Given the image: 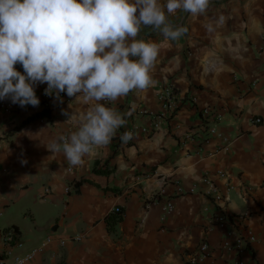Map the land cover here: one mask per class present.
<instances>
[{"label":"crops","instance_id":"1","mask_svg":"<svg viewBox=\"0 0 264 264\" xmlns=\"http://www.w3.org/2000/svg\"><path fill=\"white\" fill-rule=\"evenodd\" d=\"M168 19L187 33L170 41L141 27L137 39L159 49L153 84L109 102L126 121L122 134L83 167L46 145L75 131L90 105L76 97L23 108L0 100V227L16 228L18 252L51 238L29 264H191L202 242L201 264H264V0H209L203 14L177 10ZM165 86L175 110L157 131L122 141L133 123L150 125ZM210 185L223 202L207 193ZM220 207L231 219L223 228L213 221ZM235 234L240 251L225 245Z\"/></svg>","mask_w":264,"mask_h":264},{"label":"clouds","instance_id":"2","mask_svg":"<svg viewBox=\"0 0 264 264\" xmlns=\"http://www.w3.org/2000/svg\"><path fill=\"white\" fill-rule=\"evenodd\" d=\"M209 0H0V100L38 107L35 85L45 94L61 93L90 105L78 114V126L67 137L46 145L63 152L68 163L83 167L85 159L106 148L126 121L116 102L135 90H147L159 49L137 39L151 27L166 40L187 33L168 16L177 10L203 14ZM20 64L24 73L17 71ZM65 115H68L65 113ZM70 115L68 121L75 120ZM125 133L122 141L130 138Z\"/></svg>","mask_w":264,"mask_h":264},{"label":"built area","instance_id":"3","mask_svg":"<svg viewBox=\"0 0 264 264\" xmlns=\"http://www.w3.org/2000/svg\"><path fill=\"white\" fill-rule=\"evenodd\" d=\"M264 47V46H263ZM47 88V87H46ZM45 88V89H46ZM45 89L36 92L37 97L40 100L39 106H45L47 103L51 100L53 96H49L45 94ZM60 97H62L63 101H70L71 97H68L66 93H61ZM158 98L161 100V108L157 112H150V115L152 116L153 120L148 126H140L135 123H133L129 128L127 133H130V138L132 139L133 135L136 132H141L143 134H150L152 132L157 131L162 123V120L169 117V113L175 110L176 108V102L177 97L174 93L173 89H171L169 86L162 87L158 91ZM107 106L112 107V105L109 102H104ZM113 108V107H112ZM209 110L207 108H203V114L206 116L208 115ZM260 122V118H255L252 120V123H258ZM207 132L209 134H215L216 128L213 126H208L206 128ZM122 134V127H120L117 130V133L115 137L112 139V141L120 136ZM76 186L69 185L66 188V191H70L71 189L75 188ZM208 194L212 195V198L217 202H223L226 199L225 195H222V193L214 186L210 185V188L207 190ZM173 210V205L171 202L167 201L163 205V211L164 213H170ZM112 212L116 214L121 213V209L119 207H114ZM213 221L218 225L219 227H225L228 223L231 222V219L225 215V213L222 211L221 207L219 208L218 213L214 216ZM230 235V233H228ZM72 240H78L79 237L73 236L70 237ZM253 237H249V241L252 240ZM51 241L50 237L44 238V240L41 242V244L33 248L29 251L25 252H18L19 249L23 247V242L19 237L18 231L15 227H7L2 228L0 227V264H29L34 257L42 251L43 248L47 246ZM66 240L62 239L59 241L61 245L65 244ZM243 239L240 235L235 234L233 236V244L231 245L229 240H225V245L229 249L240 251L242 248ZM208 255V244L206 242L200 243V245L197 247L196 252L190 257L189 262L191 264H201V262L207 257ZM237 264H245L244 262H237Z\"/></svg>","mask_w":264,"mask_h":264},{"label":"trees","instance_id":"4","mask_svg":"<svg viewBox=\"0 0 264 264\" xmlns=\"http://www.w3.org/2000/svg\"><path fill=\"white\" fill-rule=\"evenodd\" d=\"M43 114L42 112L39 113V115ZM78 184L79 182L78 181H75V184ZM106 221L107 223H114V217L112 215H109L106 217Z\"/></svg>","mask_w":264,"mask_h":264},{"label":"rangeland","instance_id":"5","mask_svg":"<svg viewBox=\"0 0 264 264\" xmlns=\"http://www.w3.org/2000/svg\"><path fill=\"white\" fill-rule=\"evenodd\" d=\"M21 217H23V213L20 215V220H21ZM3 223H4V222H1L2 225H4Z\"/></svg>","mask_w":264,"mask_h":264}]
</instances>
